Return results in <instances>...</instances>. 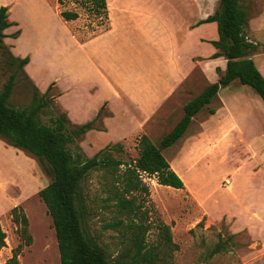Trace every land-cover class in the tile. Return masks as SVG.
Returning <instances> with one entry per match:
<instances>
[{
    "label": "rangeland",
    "instance_id": "374dc122",
    "mask_svg": "<svg viewBox=\"0 0 264 264\" xmlns=\"http://www.w3.org/2000/svg\"><path fill=\"white\" fill-rule=\"evenodd\" d=\"M4 1L10 8L9 20L18 24L6 33L7 49H0V91L13 74L14 85L8 99L11 106L29 105L37 88L39 94L52 100L40 115L44 124L51 125V118L62 113L67 116L69 129L85 123L102 100L113 96L98 77L84 74L86 54L68 52L75 49L74 37L85 38L108 27L107 9H98L90 0ZM117 1L118 6L110 8V24L128 45L147 36L156 40L171 36L186 53L196 54H104L105 69L133 80L134 71L152 68L147 74L154 71L156 79L165 78V72L171 75L176 67L180 73L185 72L191 65L189 57L194 55L203 56L208 79L203 76L200 80L198 70L193 69L185 93L171 102L173 106L164 105L158 115L135 129L125 125L119 108L113 104L110 108L116 115L110 120L112 115L104 104L92 117L94 129L69 144L73 152L80 150L85 157H92L118 143L122 149L109 153L126 164L137 158L141 135L159 145L183 115L184 105L216 81L214 62L208 56L215 48L214 40L201 43L199 38L216 40L217 25L196 23L198 27L190 31L188 25L200 14L195 4L199 3L205 18L218 8V0ZM240 1L248 17L258 18L261 0ZM122 4H128V9H120ZM61 11L76 12L77 18L65 21ZM261 19L264 20V12ZM17 29L21 35L12 42L10 34ZM10 46L16 56H30L28 73L25 66L21 69L9 63ZM72 56L74 74L67 65ZM167 106L171 110L168 114L164 112ZM211 108L216 111L214 114H210ZM229 126L232 133H221ZM161 151L183 178L184 187L160 185L155 176L141 173L149 194L145 197L146 210L140 216L151 225L144 240L146 249H154L159 257L156 264H264V103L254 89L238 80L222 86L217 96L192 118L184 135ZM51 179L36 156L0 137V224L6 234L0 264H8L14 255L17 264H60L52 218L38 193ZM115 183L114 175L104 170L91 172L81 182L85 227L111 260L124 254L130 258L135 251L131 233L125 227L129 222L127 215L116 210L113 200L104 201ZM139 200L137 196L136 202ZM14 208L15 213L27 218L28 237L21 235L20 224L14 221ZM158 220L170 226L175 248L160 245ZM113 222L120 223L105 227Z\"/></svg>",
    "mask_w": 264,
    "mask_h": 264
},
{
    "label": "trees",
    "instance_id": "16d2710c",
    "mask_svg": "<svg viewBox=\"0 0 264 264\" xmlns=\"http://www.w3.org/2000/svg\"><path fill=\"white\" fill-rule=\"evenodd\" d=\"M98 9L106 11V0H90ZM8 6H0V49H7L4 38L8 35L5 29L17 22L9 20ZM60 16L65 21L77 18L76 12L61 11ZM248 12L240 0H218V8L213 14L201 19L197 24L215 22L218 38L212 41L217 52L211 58L224 57L225 70L216 67L218 79L208 84L199 95L188 101L183 107V115L156 145L145 134L138 139V156L129 163L115 159L109 153L112 149H122L120 144L105 147L92 157H85L80 150L73 152L69 144L94 129V120L69 129L67 116L62 113L51 118V125L44 124L40 115L45 108L50 107L52 100L39 94L35 88L31 103L23 108H16L8 103L14 85V75L0 91V137L13 147L27 151L36 156L50 173L51 181L39 190V196L52 218L60 264H156L159 259L154 249H146L144 235L151 225L142 219L148 185L141 179V173L155 176L160 185L176 189L184 187V182L173 170L162 153V149L173 145L185 133L192 118L209 104L218 94L222 86L238 80L248 85L260 96L264 103V76L256 67L250 55L258 51L259 46L246 38L245 27L248 24ZM20 29L10 34L17 38ZM10 64H16L21 69L29 62V56H15L7 51ZM25 73V72H24ZM26 74V73H25ZM27 75V74H26ZM49 88V87H48ZM210 114L216 111L210 109ZM125 165L123 170L121 166ZM104 170L114 175L115 184L109 189L104 201L113 200L114 207L128 217L125 225L132 236L134 254H127L109 259L104 247L91 237L85 227V204L81 191V182L91 172ZM137 196L140 197L136 202ZM143 196L144 198H142ZM14 221L20 224V233L28 237L27 218L23 213H15ZM134 218H137L135 220ZM120 222L107 223L105 227H116ZM160 245L175 248L172 241L170 226L162 220L156 224ZM6 234L0 224V250L5 246ZM15 255L8 264H17Z\"/></svg>",
    "mask_w": 264,
    "mask_h": 264
},
{
    "label": "crops",
    "instance_id": "0c3cea01",
    "mask_svg": "<svg viewBox=\"0 0 264 264\" xmlns=\"http://www.w3.org/2000/svg\"><path fill=\"white\" fill-rule=\"evenodd\" d=\"M117 2V0H106V9L108 11L109 20L108 27L98 33L89 35L85 38H81L80 36L74 37L75 49L73 51L68 52V54H86L87 66L84 71V74L93 78L95 76L98 77L100 82L104 85L105 89L109 90L113 96V98L102 100L99 103L98 108L96 109V113L94 115L96 116L99 109L105 104L108 106L109 111L112 115V117H110V120L115 118L116 114L114 110L110 108L111 104H113V107L117 106L119 108V113L122 114L123 120L125 121V125L131 126L133 129H135L137 125L145 123L147 120L153 118L155 115H158V112H160V109H162L164 105L168 104L170 105V107L173 106V103L171 102L176 101V99H179V97L185 93L184 89L187 87L186 82L192 74L193 69L198 70L200 80L203 79V76H205L206 81L208 79L203 68V56L194 55L189 57L191 65L185 72L180 73L178 71V68L176 67L171 70V75H168V72H165V74L167 75L165 78L156 79L155 77H153L154 71L153 73L147 74V72L149 71L152 72V68H140L137 72L134 71L133 80H128L125 77L121 78L117 72L111 71V69L110 71L108 69H105V66L102 65H105L104 54H196L186 53L185 48L181 45L179 46V44L171 36L167 38H161L159 40L147 36V38H140L135 42L132 41L130 43L131 45H128L125 42V38L118 37V35L116 34V28L113 26V23L110 24V8L114 6L117 7ZM263 4L264 0H261L258 18L253 19L252 17H248L249 19L248 24L245 27V33L248 41L258 44L259 46V50L252 53L250 57L253 59L256 67L264 76V20L261 19L264 12ZM1 5H6V1L0 0V6ZM195 5L199 7L200 14L195 21L188 25L189 31L195 30V27H198L196 23L199 20L204 19L201 12V6L199 5V3ZM7 6L9 11V5ZM119 7L120 9H128V4H122L119 5ZM13 26L16 25H12L5 29V33H7L9 29ZM21 32L22 31L20 30L19 36L21 35ZM19 36L17 38H19ZM6 38L7 37L4 38V41ZM17 38H12V42ZM199 40L202 43L210 42L215 39H210L202 36L199 38ZM12 42L11 46H13ZM11 46L10 50L12 49ZM217 51L218 49L214 48L211 52L208 53L209 60L212 59L214 62L212 65V70L214 68V71L216 72V67H219L221 71H224L226 60L223 62L221 59L222 57L211 58V55ZM18 57L22 58L21 56ZM219 60L222 62V64L221 62L216 63ZM30 62L31 58L29 56V62L25 65V70L27 69L28 64H30ZM67 65L68 69L74 74L76 70L74 56H72L68 60ZM216 74L217 80L218 73L216 72ZM222 106H224L223 103ZM115 111L118 113L116 109ZM170 111L171 110L169 109V106H167L166 111L164 112L168 114L170 113ZM94 115H92V117ZM92 117L90 118L91 120ZM90 119L87 121H90ZM239 130L240 132L242 131L240 128ZM229 132H233V129L230 126L226 129H222L221 131V133Z\"/></svg>",
    "mask_w": 264,
    "mask_h": 264
},
{
    "label": "bare ground",
    "instance_id": "6f19581e",
    "mask_svg": "<svg viewBox=\"0 0 264 264\" xmlns=\"http://www.w3.org/2000/svg\"><path fill=\"white\" fill-rule=\"evenodd\" d=\"M175 170V169H174ZM177 172V170H175ZM179 174V173H178ZM181 176V175H180ZM182 178V177H181ZM183 179V178H182Z\"/></svg>",
    "mask_w": 264,
    "mask_h": 264
}]
</instances>
